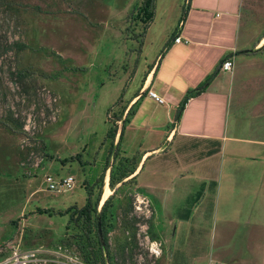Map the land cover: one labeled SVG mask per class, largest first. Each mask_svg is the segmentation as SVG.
<instances>
[{
    "label": "rangeland",
    "instance_id": "1",
    "mask_svg": "<svg viewBox=\"0 0 264 264\" xmlns=\"http://www.w3.org/2000/svg\"><path fill=\"white\" fill-rule=\"evenodd\" d=\"M145 2L147 23L138 14ZM185 6L0 0V264H87L83 256L100 250L99 238L92 234L93 247H85L86 225L70 214L89 191L99 212L105 183L106 264H173V255L187 264H264V190L255 192L252 167L242 171L249 159L226 154L186 166L184 148L164 143L163 130L129 121L123 142L108 137L110 128L120 133L127 101L179 29ZM240 17L245 48L231 70L230 125L235 135L264 140V0H242ZM152 145L161 150L121 178ZM243 146L264 153V145ZM234 163L242 166L240 188ZM46 175H71L74 187L50 191Z\"/></svg>",
    "mask_w": 264,
    "mask_h": 264
},
{
    "label": "crops",
    "instance_id": "2",
    "mask_svg": "<svg viewBox=\"0 0 264 264\" xmlns=\"http://www.w3.org/2000/svg\"><path fill=\"white\" fill-rule=\"evenodd\" d=\"M241 4L242 0H190L184 19L179 21V31L175 34L181 37V42L175 43V36H172L169 45L163 47L149 67L139 90L127 101L120 122L122 124L128 108L136 100L141 101L126 126L163 130L164 143L172 145L176 141L180 144L175 148L176 152L184 148L186 166L198 165L218 156L223 158L226 154L231 156V161L249 159L250 164H244L243 168L239 163L232 164L233 188L243 187L236 181V173L241 168L245 171L246 167H252L259 174L260 183H257L258 189L255 190L259 194L264 190V153L259 152L261 148L245 153L243 145L263 146L264 140L233 133L234 124L231 127L229 114L233 72L220 68L226 59H232L235 65L240 56L238 50L245 48L240 46L238 36ZM261 40L259 46L263 44L264 37ZM214 71L217 73L205 90L188 99L179 121L171 125L184 94L200 85ZM149 90H153L163 102L150 97ZM260 130L264 131V127H260ZM118 136L116 134L115 138ZM123 139L124 132L120 141L123 142ZM203 146L206 147L205 151H213L216 147L219 150L211 154L203 153ZM159 150L161 147L154 145L144 149L134 173H137L142 162L143 167L147 159ZM226 185L231 188L230 184ZM184 220L188 222L189 215ZM172 258L173 264H187L185 259L183 262L182 258L174 259V255ZM196 259L198 257L191 258L192 261ZM167 263L170 264L169 261Z\"/></svg>",
    "mask_w": 264,
    "mask_h": 264
},
{
    "label": "trees",
    "instance_id": "3",
    "mask_svg": "<svg viewBox=\"0 0 264 264\" xmlns=\"http://www.w3.org/2000/svg\"><path fill=\"white\" fill-rule=\"evenodd\" d=\"M189 1L190 0H186V6H185V9H184V13H183V19L185 17V12L187 10V8L189 7ZM145 10L144 11H140L138 14H140V16L142 17L143 21L145 23H147L150 19H151V16H152V12L149 10V4L148 2H145ZM182 19V20H183ZM179 29L176 28L175 32L173 33L172 36H175L176 33H178ZM264 37L261 36L259 41ZM169 43L166 44V46H168ZM264 44L261 46L263 47ZM256 50V49H255ZM249 51V50H247ZM254 51V50H253ZM216 71H214L211 75H209L200 85H198L196 88H193V89H189L183 96V98L181 99V101L179 102V104L177 105L176 107V110H175V114H174V119H173V123L171 125H173L174 123H176L177 121H179L180 117H181V114H182V111L184 109V106L186 104V102L188 101V99L190 97H193L195 95H198L200 94L202 91L205 90V88L207 87L208 83L210 82V80L216 75ZM19 77L21 78L22 75L21 73H19ZM141 97V96H140ZM139 102L138 100H136L127 110L126 112V115L125 117L122 119V126L120 127V133H119V137H118V142H120L121 138H122V135H123V132H124V127H125V124L130 121L129 120V117L131 118L135 112H136V108L138 106ZM120 119V118H119ZM117 130L118 129H109L108 131V137L111 138L113 141L115 139V136L117 134ZM117 142V143H118ZM219 149L216 147L213 151H208V154H211V153H214V152H217ZM76 156H70L69 158H74ZM68 158H64L62 159L61 161L62 162H65L67 161ZM107 169V167L105 168V170ZM135 171V169H133L132 171H128L127 173H124L122 172L121 174V178H124L125 176H128L129 174L133 173ZM111 179H112V175H110ZM102 178H103V174H101L100 176V181H102ZM88 197H87V202L84 206L80 207V208H76L75 206H73V211L71 212L70 214V217L72 220H79V219H82L83 222L85 223L86 225V244H85V247L86 245L88 246H92L93 247V243L91 241L92 239V234H94L96 237L99 238V234H98V226H97V222L98 220L100 221V224H101V230H102V235L103 237L106 235V226H105V222L107 220L108 217H110L109 215H107V213L105 212L106 210V207L107 205L109 204V199L110 198H107L103 205H102V208L101 210L98 212L97 211V208H96V201L94 202V204L92 203V200H91V195H92V191H89L88 192ZM68 211V209H67ZM98 243H99V248L100 250L98 252H96L95 250H91V251H88V253L86 255H84V262L87 263V264H106V251L104 250V245L101 244V241L100 239H98ZM94 249V248H93ZM105 256V257H104ZM108 260V258H107Z\"/></svg>",
    "mask_w": 264,
    "mask_h": 264
},
{
    "label": "built area",
    "instance_id": "4",
    "mask_svg": "<svg viewBox=\"0 0 264 264\" xmlns=\"http://www.w3.org/2000/svg\"><path fill=\"white\" fill-rule=\"evenodd\" d=\"M173 41L175 43H179L181 42V37L179 35H176ZM233 65L234 63L232 59H226L221 63L220 68L222 70L231 71L233 68ZM148 95L154 98L159 103L163 102V99L159 97L153 90H149ZM74 181L75 179L71 175H68L66 177H61L58 179L54 178L51 175L45 176V183H46L47 189L50 191H55V192H66V191L71 190L74 187ZM155 247H156V244L152 242L150 245V250H152L156 254L157 252H156Z\"/></svg>",
    "mask_w": 264,
    "mask_h": 264
},
{
    "label": "bare ground",
    "instance_id": "5",
    "mask_svg": "<svg viewBox=\"0 0 264 264\" xmlns=\"http://www.w3.org/2000/svg\"><path fill=\"white\" fill-rule=\"evenodd\" d=\"M110 194H111V189L108 186V184L105 183L104 189H103V192H102V196H101V199H100L101 202H104L110 196Z\"/></svg>",
    "mask_w": 264,
    "mask_h": 264
},
{
    "label": "water",
    "instance_id": "6",
    "mask_svg": "<svg viewBox=\"0 0 264 264\" xmlns=\"http://www.w3.org/2000/svg\"><path fill=\"white\" fill-rule=\"evenodd\" d=\"M264 43V42H263ZM97 226H98V233L101 239H103V235H102V230H101V224L100 221L98 220L97 222Z\"/></svg>",
    "mask_w": 264,
    "mask_h": 264
},
{
    "label": "flooded vegetation",
    "instance_id": "7",
    "mask_svg": "<svg viewBox=\"0 0 264 264\" xmlns=\"http://www.w3.org/2000/svg\"><path fill=\"white\" fill-rule=\"evenodd\" d=\"M96 200H97V199H96ZM96 203H97V201H96ZM101 203H103V202H101ZM98 234H99V233H98ZM99 239H100V241H101V244L104 245V241H103V239L100 238V236H99Z\"/></svg>",
    "mask_w": 264,
    "mask_h": 264
},
{
    "label": "clouds",
    "instance_id": "8",
    "mask_svg": "<svg viewBox=\"0 0 264 264\" xmlns=\"http://www.w3.org/2000/svg\"><path fill=\"white\" fill-rule=\"evenodd\" d=\"M153 250H155V249H153Z\"/></svg>",
    "mask_w": 264,
    "mask_h": 264
}]
</instances>
